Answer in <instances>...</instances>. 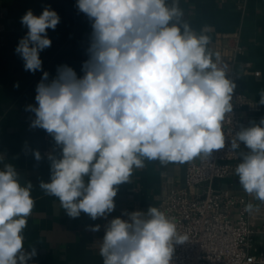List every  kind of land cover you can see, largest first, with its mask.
<instances>
[{"label": "clouds", "instance_id": "obj_1", "mask_svg": "<svg viewBox=\"0 0 264 264\" xmlns=\"http://www.w3.org/2000/svg\"><path fill=\"white\" fill-rule=\"evenodd\" d=\"M76 6L92 29L83 75L67 64L57 66L51 80L43 71L36 106L26 109L34 113L31 127L45 130L61 150L59 157L48 155L50 180L39 184L44 194L57 198L71 218H106L119 186L146 163L210 160L227 146L238 153L240 187L264 204V118L226 145L223 125L236 84L223 54L211 47L210 29L192 28L180 0H77ZM59 22L50 7L21 17L28 31L15 52L26 71H42L39 54L52 43L47 30ZM33 155L42 159L39 151ZM32 189L12 164L0 170V264H29L37 255L34 247L24 248L36 204ZM256 210L251 202L244 209ZM126 215L106 225L99 244L103 264H172L174 244L187 240L174 218L156 206Z\"/></svg>", "mask_w": 264, "mask_h": 264}, {"label": "crops", "instance_id": "obj_2", "mask_svg": "<svg viewBox=\"0 0 264 264\" xmlns=\"http://www.w3.org/2000/svg\"><path fill=\"white\" fill-rule=\"evenodd\" d=\"M76 5L77 0H0V22L7 26L0 40V170L10 163L22 184L31 182L33 185L31 195L36 204L24 230V248L30 252L34 247L37 255L29 264H103L99 244L111 219L122 218L133 211H146L149 206L160 209L161 199L168 191L186 188L189 163L165 167L158 161L148 162L145 168L133 172L130 183L119 186L114 198L115 210L106 218L96 220L84 213L78 218L69 217L57 198L45 195L39 188L41 181L50 180L48 155L59 157L61 150L45 130L31 127L34 113L26 109L28 105L36 106V87L43 71L49 73L51 80L57 66L67 64L78 76L83 75L82 65L88 59L92 29L91 22ZM246 6V11L242 12L238 0L223 3L219 0H180L184 19L192 28L197 32L205 27L210 29L214 49L221 36L241 35L245 52L239 60L251 62L253 69L237 83L250 100L240 115L251 126L264 118V104L259 103L260 93L264 91V0H247ZM46 7L57 12L60 22L55 30H47L52 43L39 54L42 71L32 73L24 69L22 58L15 52L28 31L22 26L21 17L28 10L39 16ZM254 71H259L260 77H255ZM241 150L247 151L244 145ZM34 151L41 153V160L35 159ZM216 187L218 191L247 195L254 204L257 210L251 253L264 255V204L243 191L237 176L217 182ZM238 211L235 209L233 214ZM95 225H100L97 232L91 231Z\"/></svg>", "mask_w": 264, "mask_h": 264}, {"label": "built area", "instance_id": "obj_3", "mask_svg": "<svg viewBox=\"0 0 264 264\" xmlns=\"http://www.w3.org/2000/svg\"><path fill=\"white\" fill-rule=\"evenodd\" d=\"M246 4L247 0H238L239 10L245 12ZM6 32V24L0 22V40ZM217 50L229 66L228 77L236 84L233 111L223 125L227 145L237 131L249 127L240 111L250 100L237 83L253 69V64L239 60L245 52L239 33L221 36ZM254 75L258 78L261 73L254 71ZM238 163V153L229 151L227 146L210 160L192 161L187 167L186 188L170 190L162 197L160 209L174 218L179 233L187 236L185 242L174 244L172 264H264V255L251 253L255 211H244L250 202L248 196L218 191L216 187L217 182L235 176ZM235 209L239 210L236 215ZM122 219L127 220L128 216L125 214Z\"/></svg>", "mask_w": 264, "mask_h": 264}]
</instances>
